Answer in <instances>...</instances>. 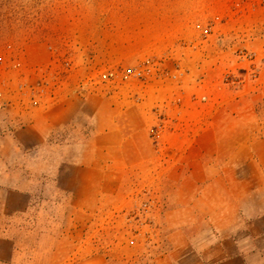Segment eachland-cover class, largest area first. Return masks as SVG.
<instances>
[{"label":"rangeland","instance_id":"obj_1","mask_svg":"<svg viewBox=\"0 0 264 264\" xmlns=\"http://www.w3.org/2000/svg\"><path fill=\"white\" fill-rule=\"evenodd\" d=\"M241 50L258 59L240 60ZM263 51L264 0H0V107L76 114L43 143L0 128V192L30 194L23 213L7 212L0 195V264H158L169 237L196 232L169 229V206L182 199L169 180V143L195 141L219 110L234 114L221 117L235 129L222 141L263 137ZM147 62L146 80L102 78ZM44 74L39 106L3 85ZM230 154L250 156L223 146ZM238 184L248 212L262 197L246 193L260 182Z\"/></svg>","mask_w":264,"mask_h":264},{"label":"crops","instance_id":"obj_2","mask_svg":"<svg viewBox=\"0 0 264 264\" xmlns=\"http://www.w3.org/2000/svg\"><path fill=\"white\" fill-rule=\"evenodd\" d=\"M32 114L3 109L0 128L14 129L15 134L30 132L43 143L50 132L61 129L76 116L62 107L52 111L43 109L34 117ZM213 115L214 123L202 127L195 141L183 139L169 143L175 150L169 180L180 186L174 195L182 199L169 206V223H166L169 229L196 232L182 231L169 237L171 248L158 258V264H264V136L239 144L250 152L244 160L231 154L223 156V146L229 145V150L239 148L236 141L233 144L222 141L223 133L235 129L232 125H223L221 117L232 118L234 114L219 110ZM21 123L25 130L19 126ZM259 147L263 150L261 153ZM242 181L260 182L257 189L250 188L246 193V197H262L248 212L238 203V182ZM0 195L9 213H23L29 206L27 190L6 189Z\"/></svg>","mask_w":264,"mask_h":264},{"label":"built area","instance_id":"obj_3","mask_svg":"<svg viewBox=\"0 0 264 264\" xmlns=\"http://www.w3.org/2000/svg\"><path fill=\"white\" fill-rule=\"evenodd\" d=\"M50 50L53 51V48L50 47ZM263 56H264V51H263ZM238 58L242 61L249 62L251 64H254V62L258 59V55L255 52H249L247 50H241L239 51ZM56 61L59 62V58H56ZM62 67L65 70H70L71 69V63L69 61H63ZM252 75L255 78V80L258 79V73L256 70L252 71ZM152 76V67L150 62L145 63L144 65L140 67H135V68H129V69H122L121 71L119 70H113L109 71L106 74L103 75V80L104 81H111L115 82L118 77H120L123 80H146L147 78ZM225 83L230 84L234 83V76L232 74H227L225 76ZM6 86V90L11 92L12 95H16L19 97L20 101L25 103V99H29L30 103L33 106H39L47 92V81H46V75H42L41 78L34 84H29L27 82H21L19 83L13 90L11 87L8 86V84L5 82L3 84ZM202 102L207 101V97H202L201 100ZM11 103V101L5 102L4 104L1 105L0 109H6ZM165 126L160 125L158 126L153 132V139L155 141H158V139L161 137L162 132L164 131ZM151 203H146L143 205V209L145 212L150 211V206Z\"/></svg>","mask_w":264,"mask_h":264}]
</instances>
